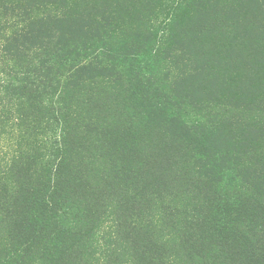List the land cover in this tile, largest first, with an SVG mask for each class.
Returning <instances> with one entry per match:
<instances>
[{"label":"trees","instance_id":"obj_1","mask_svg":"<svg viewBox=\"0 0 264 264\" xmlns=\"http://www.w3.org/2000/svg\"><path fill=\"white\" fill-rule=\"evenodd\" d=\"M0 264H264V0H0Z\"/></svg>","mask_w":264,"mask_h":264},{"label":"rangeland","instance_id":"obj_2","mask_svg":"<svg viewBox=\"0 0 264 264\" xmlns=\"http://www.w3.org/2000/svg\"><path fill=\"white\" fill-rule=\"evenodd\" d=\"M3 147H5V140L4 141H0V148H3Z\"/></svg>","mask_w":264,"mask_h":264}]
</instances>
